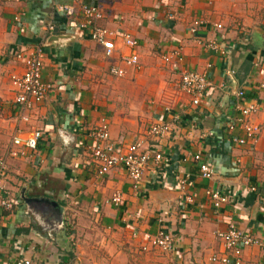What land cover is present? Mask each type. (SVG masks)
Returning a JSON list of instances; mask_svg holds the SVG:
<instances>
[{"label":"crops","instance_id":"0c3cea01","mask_svg":"<svg viewBox=\"0 0 264 264\" xmlns=\"http://www.w3.org/2000/svg\"><path fill=\"white\" fill-rule=\"evenodd\" d=\"M82 1L97 4V24L114 31L108 57L78 28L77 16L56 10L71 0H0V155L16 128L21 137L40 134L34 150L16 147L22 154L7 159L4 187L14 203L0 211V263L211 264L210 255L224 252L215 232L232 224L262 243L242 248L241 264H264V124L252 145L232 142L241 131L225 126L236 113L232 92L239 88L258 105L250 120L264 119V88H258L264 0ZM194 19L203 24L191 33ZM123 33L136 40V65L121 61L129 51ZM208 40L219 42L224 55L205 49ZM35 48L41 79L52 88L23 122L9 75L22 70L14 54ZM174 48L179 59L163 62ZM110 66L123 75H111ZM185 69L204 71L211 82L196 106L178 90ZM100 119L117 150L138 142L139 151L161 153L158 162L150 157L136 188L122 166L94 174L89 129ZM153 122L166 124L167 132L148 134ZM196 152L213 166L211 179L198 175ZM177 175L191 181L186 192L178 189ZM206 189L227 201L213 207ZM115 191L122 194L119 206L108 201ZM34 198L54 200L57 207ZM161 230L171 234L169 252L139 250L144 234Z\"/></svg>","mask_w":264,"mask_h":264},{"label":"built area","instance_id":"2783aa9c","mask_svg":"<svg viewBox=\"0 0 264 264\" xmlns=\"http://www.w3.org/2000/svg\"><path fill=\"white\" fill-rule=\"evenodd\" d=\"M69 4H57L56 10L66 17H78V28L85 31L89 38L102 47L103 54L110 56L113 51V45L110 37L114 35V31L105 26L97 24L102 18V13L97 4H87L82 0H71ZM76 5V6H75ZM203 24L201 19H194L190 23L189 30L194 33L196 29ZM210 25L214 29H220L221 24L212 22ZM52 29L51 25L47 26ZM122 44L128 48V53L121 56V61L126 65H136L138 56L136 53V40L130 35L123 33L120 36ZM203 47L217 55H224L225 51L216 40H208L203 43ZM15 58L22 62V70L20 73H11L9 81L14 90L13 103L18 110V120L26 122L28 119L27 111H29L35 103L51 90L50 82L41 79V51L39 48L32 49L28 52H16ZM180 53L178 48L172 49L170 52L162 55L163 62L171 59H179ZM208 66V65H207ZM109 73L113 76H122L124 71L116 66L109 67ZM211 87V82L204 71L185 69L180 74L178 82V90L189 97L191 104L198 105L201 96ZM258 88H264V74L258 83ZM236 98L234 106L235 115L226 123L229 132L235 129L241 131L239 135H231V141L237 145H252L256 142L260 125L264 124V119L260 124H255L250 118L258 111L257 103L248 98L243 89H236L232 92ZM168 127L162 122H153L147 127V133L152 136H162L166 133ZM39 131L32 130L24 137L20 136V130L16 128L9 139V144L3 154L0 155V211L11 210L13 200L8 196L4 187V178L6 175L7 159L22 154V149L17 150L16 147H24L34 150L39 139ZM91 144L89 145V157L93 165L94 174L102 176L110 168L114 166H122L126 172V176L130 181L132 188H136L139 184L141 173L144 170L148 160L153 158L158 162L161 160L160 152L150 154L148 150L139 151V143H133L122 150H117L111 142H109L108 125L104 119L89 129ZM192 161L196 165L198 175L205 179H211L214 173L213 166L203 158L200 152L192 155ZM176 185L182 192H186L191 186V181L186 176L177 175L175 177ZM192 195H185L187 202L192 201ZM205 197L215 208L227 201L226 196L218 190H205ZM109 203L114 206L122 204V194L115 191L109 197ZM215 236L221 241L224 252L222 254H212L208 260L211 264H241V250L247 246H261L259 239L251 236L245 231L239 230L232 224H229L224 230L216 231ZM140 251H148L156 249L159 252L166 253L172 248L171 234L166 231H159L154 235L144 234L142 242L138 246ZM3 264V263H0ZM12 264H30L28 259H17Z\"/></svg>","mask_w":264,"mask_h":264},{"label":"water","instance_id":"95a60500","mask_svg":"<svg viewBox=\"0 0 264 264\" xmlns=\"http://www.w3.org/2000/svg\"><path fill=\"white\" fill-rule=\"evenodd\" d=\"M33 200L34 201H39V202H44V203L50 205L53 208H56L57 207L56 202L54 200H51V199H47V198H34Z\"/></svg>","mask_w":264,"mask_h":264},{"label":"rangeland","instance_id":"374dc122","mask_svg":"<svg viewBox=\"0 0 264 264\" xmlns=\"http://www.w3.org/2000/svg\"><path fill=\"white\" fill-rule=\"evenodd\" d=\"M1 114H2V111L0 110V117H2Z\"/></svg>","mask_w":264,"mask_h":264}]
</instances>
